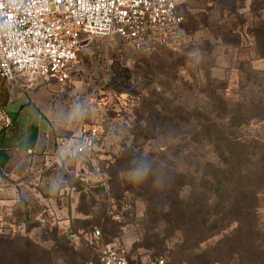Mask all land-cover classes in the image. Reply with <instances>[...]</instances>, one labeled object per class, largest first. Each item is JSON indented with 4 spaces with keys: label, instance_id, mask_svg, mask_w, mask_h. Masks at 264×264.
Here are the masks:
<instances>
[{
    "label": "rangeland",
    "instance_id": "1",
    "mask_svg": "<svg viewBox=\"0 0 264 264\" xmlns=\"http://www.w3.org/2000/svg\"><path fill=\"white\" fill-rule=\"evenodd\" d=\"M263 7L264 0H184V22L174 42L137 49L121 38L86 36L66 82L23 78L20 82L29 85L26 88L47 113L51 129L59 130L73 150L64 152L66 167L48 176L30 172L22 186L0 198V239H23L28 251L34 252V263L36 254L48 253L56 264H66L63 260L70 258L62 245L71 249L69 254L74 251L78 264H100V242L111 241L126 249L133 264L155 258H164L166 264H188L174 258L178 237L166 241L162 251L149 246L154 241L148 234L165 225L146 215V197L138 187L121 198L114 195L109 184L101 183L109 180L102 169L124 148L154 153L164 145L188 144L172 143L175 130L166 123L156 125L151 117L154 105L167 117L179 108L182 115L188 111L217 118L220 100L233 105L263 97L264 59L256 58L252 36V29L264 21ZM0 82L12 88L7 80ZM88 123L104 129L95 145L97 166L95 158L88 162L76 152ZM195 123V118L190 124L180 122L181 137ZM243 133L263 134L253 126ZM192 149L207 159L213 157L209 145ZM178 163L186 169L184 160ZM43 214L47 225L39 220ZM259 223L264 230V198ZM95 228L101 229V241L93 237ZM70 234L77 237L69 238ZM80 256L85 261L80 263Z\"/></svg>",
    "mask_w": 264,
    "mask_h": 264
},
{
    "label": "trees",
    "instance_id": "2",
    "mask_svg": "<svg viewBox=\"0 0 264 264\" xmlns=\"http://www.w3.org/2000/svg\"><path fill=\"white\" fill-rule=\"evenodd\" d=\"M190 25H195L193 19ZM252 36L256 58L264 59V21L252 29ZM217 106L221 111L217 118L188 111L182 115L179 108L167 117L163 108L152 106L156 125L166 123L175 130L172 143L184 140L188 144L164 145L154 153L124 148L102 169L109 180L101 183L109 184L120 198L138 187L139 194L146 197V215L165 225L148 234L154 241L149 246L162 251L166 241L178 237L174 258L180 262L264 264V230L259 223L264 198V95L233 105L220 100ZM194 118L192 131L181 137L180 122L190 124ZM251 126L261 128L263 134L243 133ZM193 145H209L213 157L207 159L200 150H191ZM95 149L93 166L98 164ZM77 156L90 162L81 153ZM179 160H184L186 169L178 166ZM214 239L213 245H207ZM0 242V264H56L48 253L36 254L34 263V252L28 251L23 239L6 237ZM59 247L70 258L63 260L66 264H78L74 251L69 254V247ZM80 258V263L85 261L84 256Z\"/></svg>",
    "mask_w": 264,
    "mask_h": 264
},
{
    "label": "built area",
    "instance_id": "3",
    "mask_svg": "<svg viewBox=\"0 0 264 264\" xmlns=\"http://www.w3.org/2000/svg\"><path fill=\"white\" fill-rule=\"evenodd\" d=\"M184 0H0V78L19 82L39 77L66 82L86 36L121 38L137 49L174 42L184 22ZM5 127L12 124L0 106ZM101 124L83 128L76 152L94 161ZM43 225L49 219L39 218ZM94 235L101 241V229ZM76 234L69 238L75 239ZM100 264H132L126 249L111 241L100 242ZM141 264H166L155 258Z\"/></svg>",
    "mask_w": 264,
    "mask_h": 264
},
{
    "label": "crops",
    "instance_id": "4",
    "mask_svg": "<svg viewBox=\"0 0 264 264\" xmlns=\"http://www.w3.org/2000/svg\"><path fill=\"white\" fill-rule=\"evenodd\" d=\"M10 83L12 88L0 82V106L7 108L12 118L9 127L0 119V198L22 186L30 172L48 176L66 167L64 152L73 150L59 130L51 129L47 113L34 103L26 88L29 85Z\"/></svg>",
    "mask_w": 264,
    "mask_h": 264
}]
</instances>
